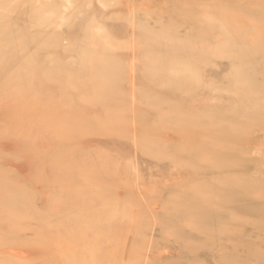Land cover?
Instances as JSON below:
<instances>
[{
	"label": "rangeland",
	"instance_id": "rangeland-1",
	"mask_svg": "<svg viewBox=\"0 0 264 264\" xmlns=\"http://www.w3.org/2000/svg\"><path fill=\"white\" fill-rule=\"evenodd\" d=\"M202 1L0 0V264H264V8Z\"/></svg>",
	"mask_w": 264,
	"mask_h": 264
},
{
	"label": "bare ground",
	"instance_id": "bare-ground-1",
	"mask_svg": "<svg viewBox=\"0 0 264 264\" xmlns=\"http://www.w3.org/2000/svg\"><path fill=\"white\" fill-rule=\"evenodd\" d=\"M195 1V0H194ZM198 1H200V0H198ZM202 1V0H201ZM233 2H235L236 4H238V5H240L241 6V4H247V5H249L248 3H254V2H259V4H260V8L262 7V8H264V0H204V2L202 1L200 4H198V5H196L195 6V8H196V11H201V12H207V11H212V12H218V11H233ZM240 6H239V8H240ZM102 8V7H101ZM235 8H236V5H235ZM241 8H244V7H241ZM248 9V8H247ZM247 9L245 10L246 12H247ZM239 10V9H238ZM241 10V9H240ZM249 10H254V9H249ZM214 12V13H215ZM221 13V12H220ZM255 14V13H254ZM217 15V14H216ZM256 15H258V14H256ZM263 25V24H262ZM59 30V29H58ZM263 30H264V28H263ZM263 34H264V32H263ZM190 76H191V74H190ZM167 88V87H166ZM169 88V87H168ZM176 123V122H175ZM163 125H165V124H163ZM162 126V125H161ZM184 128V127H183ZM179 129H181V127L179 128ZM150 132V131H149ZM148 132V133H149ZM144 133V132H143ZM179 133V132H178ZM151 134H153L152 132H150V134L149 135H151ZM179 134H181L182 135V132L180 131V133ZM148 135V134H147ZM155 135V134H154ZM147 138V136H145L144 137V139H146ZM149 138H152V137H149ZM155 139V138H154ZM147 140V141H146ZM145 141L148 143V139H146ZM151 141H152V139H151ZM154 141V140H153ZM155 143H157V141H155ZM146 145V144H145ZM179 146H180V144H179ZM179 146H177L178 148H179ZM149 147V146H148ZM151 147H153V146H151ZM148 149V148H147ZM182 149H185L184 148V145L183 144H181V147H180V150H182ZM162 155H164V154H162ZM161 155V156H162ZM162 157H164V156H162ZM220 157H219V155L217 154H213V155H211V160L213 161V162H216V164H214L213 165V167L214 168H217V169H220V168H222L223 167V164L220 162V159H219ZM219 159V160H218ZM220 162V163H219ZM183 163V162H182ZM184 164V163H183ZM231 168H233V167H231ZM220 184V183H219ZM219 184H217L218 186H216L215 185V187L216 188H213V190H211L210 192L208 191V194H209V196L210 197H213L214 195H215V193H217L218 191H225V193L227 194V197H228V199H230V200H232L233 201V193H234V195L236 194V195H240L241 194V191L238 189V185H236V188L238 189V190H236V188L234 189L233 187H231V186H229V185H226L225 184V186H224V184H221V185H219ZM240 188V187H239ZM221 189V190H220ZM234 191V192H233ZM208 194H205V195H202V197H209L208 196ZM244 194V193H243ZM240 195V196H242L241 198H243L244 197V195ZM246 195V194H245ZM2 196V195H1ZM240 196H239V198H240ZM237 196H235V198H236ZM245 197H247V196H245ZM238 198V199H239ZM1 203H2V205L4 204V199H2L1 198ZM240 200V199H239ZM242 201H244L243 199H242ZM212 202H215V199L213 198L212 200H207V203H205V207H203V210H205L206 211V214H203V213H198L197 215H194V216H191V214H189V211L191 210V207L189 206V204H187V203H184V205L182 206V212H183V216H182V218L185 216L188 220H191V218H197L198 219V222L197 223H195L196 225H203L209 218H208V214H210L211 213V210L213 209L214 210V212H215V215H214V218H217V219H219L220 217L218 216V215H224L223 214V212H222V210L220 209V208H218L217 210L216 209H214L215 207H212L211 206V204H212ZM244 202H242V204H243ZM7 206L9 207V201H8V203H7ZM238 211V210H237ZM228 214H229V212H228ZM236 214H239V213H236ZM223 217V216H222ZM234 217V216H233ZM213 218V219H214ZM237 218V217H236ZM224 219V218H223ZM223 219H221V221H223ZM21 221V220H20ZM106 221L107 222H112V220L110 219V218H106ZM221 221H220V224H221ZM192 222V221H191ZM160 223V222H159ZM217 223H218V220H217ZM180 224V223H179ZM224 224H225V222H224Z\"/></svg>",
	"mask_w": 264,
	"mask_h": 264
}]
</instances>
